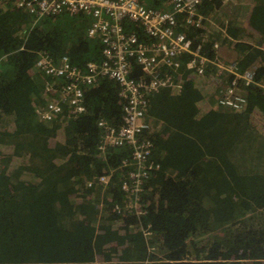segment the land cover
Instances as JSON below:
<instances>
[{
	"label": "trees",
	"instance_id": "obj_1",
	"mask_svg": "<svg viewBox=\"0 0 264 264\" xmlns=\"http://www.w3.org/2000/svg\"><path fill=\"white\" fill-rule=\"evenodd\" d=\"M247 2L251 20L239 38L247 32L249 40V34H264V0ZM222 4L204 0L199 7L203 27L189 31L193 50L208 59L217 55L206 27L214 16H225ZM61 17L36 20L16 0H0V152L20 158L1 170L10 184H0V264H264V97L259 88H247L242 112H220L214 104L217 85L232 78L211 68L186 76L193 79L182 82L175 98H151L150 107L154 100L162 102L161 121L178 111L177 130L152 123L158 130L151 135L154 159L164 168L144 183L139 208L146 214L129 216L120 209L126 169L119 168L128 151L96 150L98 121L122 122L124 100L116 82L102 78L82 88L83 117L62 119L58 128L37 120L36 113L53 98L45 90L51 80L35 70L40 54L54 63L66 56L82 69L102 59L98 40L87 37L88 21L70 17L73 22L66 24ZM249 42L245 49L256 59L261 53L250 47L259 41ZM255 66L256 80L264 84V61ZM135 76L142 74L137 70ZM102 175H110L111 186L94 238L92 232L85 235L89 223L81 220L101 198L94 194L80 201L79 194ZM141 225L151 231L148 239Z\"/></svg>",
	"mask_w": 264,
	"mask_h": 264
},
{
	"label": "built area",
	"instance_id": "obj_2",
	"mask_svg": "<svg viewBox=\"0 0 264 264\" xmlns=\"http://www.w3.org/2000/svg\"><path fill=\"white\" fill-rule=\"evenodd\" d=\"M203 1L16 0L36 20L80 16L88 21L87 37L98 40L101 61L89 62L83 69L72 66L66 56L54 63L47 55H39L35 70L51 81L62 80L60 84L46 85V92L53 98L45 104L40 117L44 120L83 117L86 111L82 88L95 85L102 78L116 82L118 96L124 100L122 124L117 127L100 120L97 149L103 153L107 148H119L129 153V158L120 166L130 168L120 185L124 195L120 209L129 216L146 214L139 208L144 183L154 171L163 168L152 160L153 144L147 136L150 95L164 92L166 97L175 98L182 91L183 77L201 76L210 66L217 74L232 78L228 85L219 87L217 103L221 108L242 111L246 106V90L251 86L258 87L260 96L264 97V84L258 83L255 77L256 66L248 67L240 61L215 62L193 50L188 32L202 29L199 7ZM137 70L142 77L135 76ZM96 185L110 189V175L88 181L85 194L89 195V190ZM140 232L151 236V231L142 225Z\"/></svg>",
	"mask_w": 264,
	"mask_h": 264
},
{
	"label": "crops",
	"instance_id": "obj_3",
	"mask_svg": "<svg viewBox=\"0 0 264 264\" xmlns=\"http://www.w3.org/2000/svg\"><path fill=\"white\" fill-rule=\"evenodd\" d=\"M223 8H222V11L221 12H226V13H229V11H225V9L227 10L226 8V5L225 4H222ZM253 9L249 7V12L252 11ZM225 13V14H226ZM225 17H229V14H226ZM250 19L248 21H245V23L243 24V27H240L239 28V33H240V30L242 28H245L246 27V24L247 26L248 23L250 22L251 20V16L249 17ZM236 23L234 21H232L230 23V26L227 27V25L225 26V28L221 27L220 29H216V32H213L209 35H207V39L210 40V44L212 45V47L216 50V55L217 57L220 58V60L222 62H230L231 60H233L234 58H236L237 56L240 57V62H243L246 66H255L257 64H260V61H264L263 58H264V34H261L259 35V38H255L253 37L251 34H249V40H247L248 38V33L245 32L244 34V38H238L239 41V45H237V43H233V48H234V52H230L228 50V48H223L221 51H220V47L221 46H225L227 44H229L230 42H233V40H235L237 37H238V34L235 32V28L234 26L239 22L238 19H236ZM232 25V26H231ZM230 27L231 29L234 30L235 32V36L233 37L231 34V31H230ZM207 28V27H206ZM137 31H140L138 28H137ZM188 36H189V32H188ZM240 37V36H239ZM190 39L193 40V38H191V35H190ZM252 39H257L259 42H258V46H251L250 48L252 49H257L258 51H260L261 54H258L257 55V58H251L250 59V52L251 50L249 51H246L245 49V46L246 45H250V42ZM218 40V41H216ZM212 41V42H211ZM193 43V41H192ZM243 46V49L242 47ZM220 51V52H219ZM237 57V58H238ZM207 58V57H206ZM208 59V58H207ZM210 59V58H209ZM206 70H211L210 66H208L206 68ZM188 79H193V77H183L182 79V82H184L185 80H188ZM53 82H57V84H60L61 83V80H52L51 83ZM50 83V84H51ZM221 84V82L218 83L217 87ZM161 95L159 96H156V95H150L149 96V108H148V120H149V126H150V129H151V135H155V133L158 131L157 129L155 130L152 126V123L154 121H158L161 123V125L165 126V127H169V129H175L177 130V122H178V119H179V113L178 111H173L167 118H166V121H161L162 119L159 118V116L162 114L161 113V110L163 108V106H161V101H157V100H154L155 101V104L150 107V99L153 98V99H157V98H160ZM214 104L216 105L215 108L216 110L220 111V112H224V111H227V110H224L222 109L217 101L214 99ZM261 110V108H260ZM262 112V110H261ZM254 115H255V119L258 120L259 118H261V113L258 109V107L255 108L254 110ZM64 119L66 120H73V119H69V118H66V117H63ZM2 133V132H0ZM157 136V134H156ZM156 138V137H155ZM164 140V138H163ZM4 153V152H3ZM0 152V184L3 186V187H7L9 188V184L10 182H8V179L6 178V172H3L1 170H4V165H7L6 163H9V164H13L15 163L16 161H18L20 158L18 156H16L15 154H9V153H5L3 154ZM2 158V159H1ZM4 178L6 179V182L4 181ZM1 180H3V183ZM12 186V184L10 185ZM14 188H16V185L13 186ZM11 188L10 189H14V188ZM2 188V187H0ZM96 217L99 218V216L97 215ZM96 223H98V220L94 219L91 222H89L88 224V229L85 233V235L87 236L89 232H93V234L95 235V238L98 236L99 234V230H98V226L95 225ZM84 224V223H82ZM84 235V233H83ZM101 248V247H99ZM105 249V251H109L110 248H103ZM98 262V260L96 261V263Z\"/></svg>",
	"mask_w": 264,
	"mask_h": 264
},
{
	"label": "rangeland",
	"instance_id": "obj_4",
	"mask_svg": "<svg viewBox=\"0 0 264 264\" xmlns=\"http://www.w3.org/2000/svg\"><path fill=\"white\" fill-rule=\"evenodd\" d=\"M223 4H225L226 8H227V10L225 9V11H229V13L225 12L226 14H229V17L214 16L213 19L210 21V27H207V33H208L207 35H209V34H211L213 32H216V29H220L221 27L225 28L226 25H227V27H229L230 23L232 21H234L236 23V21H237L236 19H238L239 22L234 26L235 32L238 34V37L235 40H233V42H230L229 44L220 47V51L223 48H228V50L230 52H234L233 43L235 42V43H237V45H239V42H237V41H239L238 40V38H239V28L243 27V24L245 23V21H248L250 19L249 18L251 16V11L249 12V7L250 6L248 5L247 0H223ZM62 16L63 17H61V21L65 22L66 24H70V23L73 22L74 18H70L67 15H62ZM230 29H231V27H230ZM237 57L234 58L233 60H231L230 62L237 61V59H241L240 57H238V58ZM224 63H227V62H224ZM29 83H30V81H29ZM23 93H24L25 98L29 99L28 98L29 89H26V88L23 89ZM85 191L86 190L83 189L82 193L79 192L80 193L79 194L80 201L83 200V196L84 197H89V195L85 194L86 193ZM71 199H74V194L71 196ZM95 225L100 226L99 223H96ZM92 235L95 238V235L93 234V232H92ZM113 236H115L117 238L116 235H113ZM109 248L111 250V247H109ZM148 251L151 252V253H154L155 249L154 248H150V249H148ZM2 253L5 256H10L12 254L11 251H5V252H2ZM235 262H239V260H235Z\"/></svg>",
	"mask_w": 264,
	"mask_h": 264
},
{
	"label": "water",
	"instance_id": "obj_5",
	"mask_svg": "<svg viewBox=\"0 0 264 264\" xmlns=\"http://www.w3.org/2000/svg\"><path fill=\"white\" fill-rule=\"evenodd\" d=\"M202 27H203V25H202ZM213 61H215V62H217V61H219V59H218V57L216 56L214 59H212ZM221 85V84H220ZM220 85L218 86V91H219V87H220ZM181 93V92H180ZM165 93L164 92H160L159 94H157L156 96H159V95H163V96H165L164 95ZM166 97V96H165ZM168 98H173V97H168ZM44 104H46V103H44ZM45 108V105L42 107V108H40L39 109V111L36 113V115H37V120H40V121H42V122H44V123H46V124H48V125H50V126H52V127H54V128H58L59 126H60V124L62 123V119H64L63 117H57V118H53L52 120H44V119H42L41 117H40V113H41V111L43 110ZM148 108H149V97H148ZM223 109V108H222ZM224 110H226V109H224ZM244 110V109H243ZM242 110V111H243ZM227 111H229V112H233V111H230V110H227ZM242 111H240V112H242ZM240 112H237V113H240ZM79 118V117H78ZM76 119V118H75ZM102 120V119H101ZM100 121V120H99ZM98 121V122H99ZM121 124H122V122H121ZM120 124V125H121ZM119 125V126H120ZM97 127H98V123H97ZM118 127V126H117ZM99 128V127H98ZM99 130H100V128H99ZM151 129L149 130V133H147V136L149 137V139L151 140ZM100 133H101V130H100ZM1 134V133H0ZM99 136H100V134H99ZM151 142H152V144H153V148H152V153H151V158H152V160L154 161L155 159H154V155H153V150H154V143H153V141L151 140ZM107 149H119V148H107ZM106 149V150H107ZM96 150H97V152L98 153H101V152H99L98 151V149H97V146H96ZM105 150V151H106ZM104 151V152H105ZM103 152V153H104ZM6 153H9V152H6ZM9 154H13V152L12 153H9ZM129 154V153H128ZM129 158V157H128ZM128 158H126V159H128ZM125 160V159H124ZM121 164H122V162H121ZM121 166V165H120ZM163 166V165H162ZM120 169H123L122 167H119ZM164 168V167H163ZM162 168V169H163ZM130 168H127L126 169V171L127 170H129ZM123 170H125V169H123ZM154 172H157V171H154ZM153 172V173H154ZM126 174V173H125ZM152 175V174H151ZM150 175V176H151ZM103 176V175H102ZM150 176H149V178H150ZM98 177H100V176H98ZM98 177H93L92 179H90V180H93V179H95V178H98ZM148 178V179H149ZM147 179V180H148ZM146 180V181H147ZM145 181V182H146ZM110 189H104L103 188V186H98V185H96V187L95 188H93V189H90L89 190V197H91V196H93L94 194H97V195H99V197L101 198V201H100V203L95 207V209L94 210H92L93 212L92 213H89V214H91V217H88V215L86 216V217H84L83 218V220H81V224L82 223H89V222H92L94 219H96V220H98V223H99V221H100V219H101V216H102V207H103V201H104V194L106 193V192H108ZM99 216V218L98 217H96V216ZM141 235L142 236H144L143 235V233H141ZM144 238H146V239H148L149 237H147V236H144ZM150 248H153V247H150V245H148V249H150Z\"/></svg>",
	"mask_w": 264,
	"mask_h": 264
},
{
	"label": "clouds",
	"instance_id": "obj_6",
	"mask_svg": "<svg viewBox=\"0 0 264 264\" xmlns=\"http://www.w3.org/2000/svg\"><path fill=\"white\" fill-rule=\"evenodd\" d=\"M70 17V16H69ZM73 17H80V16H73ZM211 60V59H210ZM220 61V60H219ZM221 62V61H220ZM222 63H224V62H222ZM210 68H212V67H210ZM86 186V185H85ZM85 186L83 187V189H85ZM83 189H82V192H83Z\"/></svg>",
	"mask_w": 264,
	"mask_h": 264
}]
</instances>
